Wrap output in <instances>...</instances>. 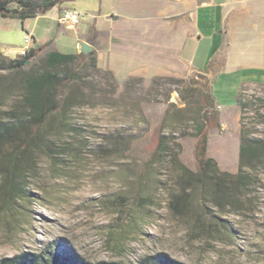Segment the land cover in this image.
<instances>
[{
    "label": "rangeland",
    "instance_id": "rangeland-1",
    "mask_svg": "<svg viewBox=\"0 0 264 264\" xmlns=\"http://www.w3.org/2000/svg\"><path fill=\"white\" fill-rule=\"evenodd\" d=\"M178 3L57 4L63 6L58 7L54 30H43L46 46L27 64L38 63L50 50L79 53L83 41L93 53L81 61L75 83L82 89L62 119L37 128V137L26 135L32 137V164L23 192L7 193L0 187V259L22 251L45 254L60 243L92 262L131 264L142 255L165 251L187 264H264V172L262 184L252 186L238 207L221 211L212 201L199 204L191 186L181 213L170 204L182 192L172 156L196 170L194 124L205 111L199 109L203 93L212 95L209 79H198L177 55L184 18L162 15ZM67 7L83 13L75 29L58 20ZM26 32L19 19L0 16V53L19 57L15 50ZM159 47L160 52L164 47V56ZM0 75L6 78V71ZM243 84L242 95L249 102L246 128L249 135L264 138V86ZM231 92L221 88L225 103L212 95L219 126L208 129L207 154L220 170L234 173L241 112L235 96L230 101ZM17 94L14 89L0 99V120L8 119ZM161 124L166 149L152 156Z\"/></svg>",
    "mask_w": 264,
    "mask_h": 264
},
{
    "label": "trees",
    "instance_id": "trees-1",
    "mask_svg": "<svg viewBox=\"0 0 264 264\" xmlns=\"http://www.w3.org/2000/svg\"><path fill=\"white\" fill-rule=\"evenodd\" d=\"M69 0H0V16L17 18L23 23L25 19L35 17ZM46 42L32 48L27 55L7 57L0 53V70L6 71V78L0 75V99L9 91L18 89V100L7 111V120H0V172L2 183L0 187L7 193L23 192L22 183L32 164L26 138L28 133L37 137V128H46L54 120H61L67 109L73 105L82 86L75 83L78 79V69L87 53L61 52L50 50L44 54L38 63L24 64L37 56ZM95 67V57L92 59ZM207 88L204 82H201ZM264 86V83H260ZM241 84L235 95V101L240 108L241 135L239 144V162L236 172L231 173L219 169L216 160L207 154L208 129L219 126V113L213 108V96L203 93L199 109L205 108L204 114L195 120L194 158L196 170L189 169L180 162L174 154L173 163L179 171V183L182 192L174 195L172 208L181 213L186 198L187 186L193 188L192 194L199 204L212 201L221 211H226L228 205L238 207L242 197H248L252 186L262 184L261 173L264 172V138L249 135L246 128V109L249 102L242 95ZM161 124L152 156L160 153L165 147ZM28 139V140H27ZM179 146V145H178ZM0 264H124L117 260L89 261L68 250L60 243L49 246L44 253L22 251L12 256L0 259ZM131 264H187L171 257L165 251L145 254Z\"/></svg>",
    "mask_w": 264,
    "mask_h": 264
},
{
    "label": "crops",
    "instance_id": "crops-1",
    "mask_svg": "<svg viewBox=\"0 0 264 264\" xmlns=\"http://www.w3.org/2000/svg\"><path fill=\"white\" fill-rule=\"evenodd\" d=\"M178 1L162 13L184 18L179 43L175 44L177 55L192 71L209 79L217 102L225 103L223 87L231 89L232 101L241 84L264 83V0ZM59 6L63 5L32 18L30 28L25 25L28 19L23 21L22 27L38 45L45 42L43 30H54ZM44 22L47 26L43 29L39 25ZM157 52L164 56V47Z\"/></svg>",
    "mask_w": 264,
    "mask_h": 264
},
{
    "label": "built area",
    "instance_id": "built-area-1",
    "mask_svg": "<svg viewBox=\"0 0 264 264\" xmlns=\"http://www.w3.org/2000/svg\"><path fill=\"white\" fill-rule=\"evenodd\" d=\"M83 13L74 7L65 8L58 20L64 25L66 29H75L76 25L79 23ZM38 46L37 41L32 36L30 32H26L23 38V44L16 48L15 52L18 56L27 55V53ZM13 50H9L12 52Z\"/></svg>",
    "mask_w": 264,
    "mask_h": 264
},
{
    "label": "water",
    "instance_id": "water-1",
    "mask_svg": "<svg viewBox=\"0 0 264 264\" xmlns=\"http://www.w3.org/2000/svg\"><path fill=\"white\" fill-rule=\"evenodd\" d=\"M81 52H86V51H91L92 50V46L90 44H88L87 42H81ZM28 60L26 59L24 61V64H27ZM195 76L200 79L201 81H204L206 79V76L203 73H195Z\"/></svg>",
    "mask_w": 264,
    "mask_h": 264
}]
</instances>
